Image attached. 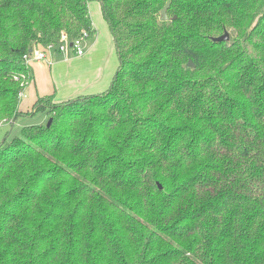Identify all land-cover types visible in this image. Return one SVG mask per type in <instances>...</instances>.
<instances>
[{
    "label": "trees",
    "instance_id": "trees-1",
    "mask_svg": "<svg viewBox=\"0 0 264 264\" xmlns=\"http://www.w3.org/2000/svg\"><path fill=\"white\" fill-rule=\"evenodd\" d=\"M92 1L117 71L0 142V264H264V0H0V122Z\"/></svg>",
    "mask_w": 264,
    "mask_h": 264
},
{
    "label": "crops",
    "instance_id": "crops-1",
    "mask_svg": "<svg viewBox=\"0 0 264 264\" xmlns=\"http://www.w3.org/2000/svg\"><path fill=\"white\" fill-rule=\"evenodd\" d=\"M93 34L85 42V54L52 52L51 63H30L32 80L25 84L19 98L18 110L27 114L13 121L0 122V142L11 139L17 126L41 124L46 116L36 111L40 99L51 98L52 103H63L80 96L96 95L106 91L118 68L117 48L104 20L101 5L88 3ZM42 114V117H38Z\"/></svg>",
    "mask_w": 264,
    "mask_h": 264
},
{
    "label": "built area",
    "instance_id": "built-area-1",
    "mask_svg": "<svg viewBox=\"0 0 264 264\" xmlns=\"http://www.w3.org/2000/svg\"><path fill=\"white\" fill-rule=\"evenodd\" d=\"M89 38L88 32L84 31L79 37L69 40L66 35H62L59 45L50 44L44 49H34L29 54L23 56L27 63L46 62L51 63L50 55L52 52L60 54L73 53L75 56H83L85 54V42ZM71 45V46H70ZM19 96H22L20 92Z\"/></svg>",
    "mask_w": 264,
    "mask_h": 264
},
{
    "label": "water",
    "instance_id": "water-1",
    "mask_svg": "<svg viewBox=\"0 0 264 264\" xmlns=\"http://www.w3.org/2000/svg\"><path fill=\"white\" fill-rule=\"evenodd\" d=\"M169 6H170V4H169V2H167L166 5L161 10V12H160V15H161L160 20L161 21H167L168 20V16H167L166 12H167V9L169 8ZM228 40H229V35H228L227 32H225L222 36L213 39L214 42H226ZM187 66L188 67H192L193 66V64L191 63V61H188ZM50 122H51V119L48 121L47 126L50 125ZM158 188H159V190L162 189V187H161L160 184H158Z\"/></svg>",
    "mask_w": 264,
    "mask_h": 264
},
{
    "label": "rangeland",
    "instance_id": "rangeland-1",
    "mask_svg": "<svg viewBox=\"0 0 264 264\" xmlns=\"http://www.w3.org/2000/svg\"><path fill=\"white\" fill-rule=\"evenodd\" d=\"M43 115L45 116V114H43ZM38 117L39 118L42 117V114H39ZM21 129H22V126H20V125L15 127L11 137L13 138V137H16V136H20ZM0 130H2V128Z\"/></svg>",
    "mask_w": 264,
    "mask_h": 264
}]
</instances>
